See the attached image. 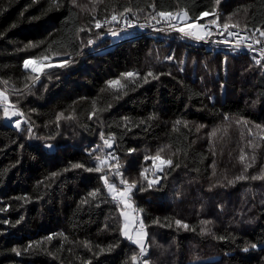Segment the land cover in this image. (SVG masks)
<instances>
[{"label": "trees", "instance_id": "1", "mask_svg": "<svg viewBox=\"0 0 264 264\" xmlns=\"http://www.w3.org/2000/svg\"><path fill=\"white\" fill-rule=\"evenodd\" d=\"M184 11L264 44V0H0V264H264V58L159 15ZM123 14L164 28L95 27ZM44 56L68 59L25 68ZM157 153L171 166L155 171ZM105 176L135 182L145 252L123 234Z\"/></svg>", "mask_w": 264, "mask_h": 264}, {"label": "snow or ice", "instance_id": "2", "mask_svg": "<svg viewBox=\"0 0 264 264\" xmlns=\"http://www.w3.org/2000/svg\"><path fill=\"white\" fill-rule=\"evenodd\" d=\"M216 2L219 3V0H216ZM73 3H75V0H73ZM125 11H126V12H127V11H131V9H125ZM159 15H160L161 17L172 18V19H176V18H179V19H187V18H188V13H187L186 11L183 12L182 16H181L180 14H178V13H170V12H160ZM202 15H203V16H207V15H209V13L205 12V13H202ZM116 19H117V17H116L115 15H113V16H112V20H116ZM228 26H229L228 24L223 25L224 28H228ZM235 26H236V25H233V27H235ZM95 27H96L97 29L101 28V27H102L101 22H100V21H97ZM173 27H175V25H173ZM195 27H203V26H198V25H196V24L194 23L193 25L189 26V30H188V31H185L184 28H180L179 31L183 32L185 35L193 36V37H195L196 39H203V38H204V35H207V33L205 32L204 35H200V34H198L197 31L192 30V29L195 28ZM89 30H90V29H89ZM80 31H85V29H80ZM114 34H115V33H114ZM260 35H261V36H264V31H261V32H260ZM92 42H93V41H89V43H92ZM256 42H257V43H260L259 40H257ZM31 46H33V45H30V47H31ZM248 47L251 48V45H248ZM262 52H264V50H262ZM38 59L47 60L48 57L44 56V57H41V58H38ZM32 63H33V62H32L31 60H26V61L24 62V66H25V68L30 67V66L32 65ZM65 63H67V62H65ZM257 63H259V61H257ZM60 66L62 67V66H64V65L61 64ZM48 67H52V65H48ZM33 70L35 71V69H33ZM123 75H124L125 77H134V76H137L138 74H137V73L129 72V73H125V74H123ZM147 75H148V76H153V73L149 72ZM153 78H157V77H153ZM37 79H39V77H37ZM145 82H147V77H145ZM108 84H109L110 87H117V86H119V87H124V85H121V84H120V81H119V80L109 81ZM7 99H8L7 96H6L3 92H0V101H7ZM20 115H23V113H20V112H18V111H14V112H11V113H10V112H9V109H8L7 107L4 108V117H5V118L10 119L12 116H20ZM61 115H63V114H61ZM177 123H179V122H177ZM20 126H21V121L17 120V121H16V127L19 128ZM213 135H215V133H213ZM102 138H103V137H102ZM104 143H105L106 145H108L109 147L112 146V142L109 141V140H105ZM161 151H163V149H161ZM96 159L99 160V162H100L101 165H104V164L107 163L106 160L101 159L100 157H97ZM151 159L154 161V165L157 167V169H158L159 171H163V165L171 166V164H172L171 159L164 160V159H162V158L160 157L159 153H157V155H156L155 157H152ZM240 159H241V161H243V160L245 159V157H244V156H241ZM156 161H159V164H155ZM72 167H73V168H81V167H83V165H81V164H74V165H72ZM87 170H88V171H97V172H101V171H103V168H102V167H96V168H89V169H87ZM145 171H146V170H145ZM117 174L119 175V173H117ZM142 175H143V174H142ZM145 178H146V177H145ZM242 178H243V177H240V179H242ZM103 179H104L105 184H106L107 187H108V191H109V193L112 195L113 199L116 200V199L119 198V200H120L121 202H123V200H124V198L126 197L127 193L131 192L132 188H134V187L136 186V185H135V182H133L132 184H129V185H128V187H127V189H126L125 191H119V192H118L117 189H116L115 184H109V183H108V180H107V177H106V176L103 177ZM157 182H158V181H149V187H151V185H152L153 183H157ZM121 183L127 184V181L122 180ZM90 195H91L93 198H96L97 195H98V193L94 191V192H91ZM85 202H86V201H85ZM175 223H176V225H178V226H183L184 228H187V227H188V225H186V224H182V222H181L180 220H176ZM202 223L207 224V223H209V222H208V221H203ZM125 227L127 228V224H125ZM143 227H144V225H143V223L141 222V224H140L141 231L137 233V237H136V239L134 240V243H136V244H138V245L140 246V250H141L142 253L145 251V245H144L143 241H144V239L146 238V233L142 231V230H143ZM124 235H125L129 240H132V239H133V237H132V236H129L128 233H127L126 231L124 232ZM48 239H51V237H48ZM29 247H31V245H29ZM252 247L255 248L256 245L253 244ZM244 250L247 251L248 249H244ZM14 251H16L17 255H20L19 250L14 249ZM135 259H136V257H133V260H135ZM144 264H148V262L145 261Z\"/></svg>", "mask_w": 264, "mask_h": 264}, {"label": "built area", "instance_id": "3", "mask_svg": "<svg viewBox=\"0 0 264 264\" xmlns=\"http://www.w3.org/2000/svg\"><path fill=\"white\" fill-rule=\"evenodd\" d=\"M116 17V20H112V16H110L108 18H105L101 23H112V25L118 27L120 31L127 28H137L144 34H154L157 31L158 27H160V24H162L159 19L154 21L135 19L126 14ZM195 21L198 20H190L188 22ZM196 25L203 27H195L192 30L197 31L200 35H204L205 32L207 33V35H204V38L201 40L210 43L213 39H216L218 41V47L219 40H221L222 42H224L226 47H237L240 51H249L256 56L264 58V52H262V50H264V45L257 43V40L254 39L246 29L233 27L230 25L228 26V28H224L223 25H218L216 23H202ZM175 26L179 29L184 28L185 31L189 30V26H187V23L185 22L176 23ZM161 27H163V24L161 25ZM212 34H216V36L211 37ZM248 45H251V48H249Z\"/></svg>", "mask_w": 264, "mask_h": 264}, {"label": "rangeland", "instance_id": "4", "mask_svg": "<svg viewBox=\"0 0 264 264\" xmlns=\"http://www.w3.org/2000/svg\"><path fill=\"white\" fill-rule=\"evenodd\" d=\"M178 14H180L182 16L183 13L181 12V13H178ZM164 18H166V17H164ZM171 20H176V21H178V23H184L185 22V23H187V26H190V25H192L194 23L195 24H202L200 21L188 22V21H190L188 18L187 19L176 18V19H171ZM67 59L68 58H66V57H55V58L47 59V60H43V61L35 60V59L34 60L33 59H27V60H31L33 62L32 65L30 67H28V68L35 69V71L37 73L42 74L44 72V69L46 67H48V65H52V66L61 65V64H64L67 61ZM0 92L4 93V90L2 89V86H0ZM7 108L9 109L10 113L15 111L10 106H7ZM6 120L7 121H11L13 123L16 122L17 120L21 121L20 119H14V116H12L10 119L6 118ZM155 164H159V161H156ZM164 166L165 165H163V168H164ZM155 171H159L156 166H155ZM153 178H154L155 181H157L159 177L155 176ZM107 180H108L109 184H115L116 189H117L118 192L126 190V188L124 189V188L118 187L117 183L114 180H109V179H107ZM107 189H108V187H107ZM122 204H123V209H122V213L121 214H122V220H123V234L126 231L129 236L133 237V239L131 241L134 243V240L137 237V233L141 231V228H140V224L142 222L141 215L139 213H136L135 207L132 204L131 200H129L127 195L124 198ZM125 224H127V228L125 227ZM142 231L146 233L145 227H143ZM143 243L145 245V251H146V249H147L146 247L148 246L147 234H146V238L144 239ZM136 245H138V244H136Z\"/></svg>", "mask_w": 264, "mask_h": 264}, {"label": "bare ground", "instance_id": "5", "mask_svg": "<svg viewBox=\"0 0 264 264\" xmlns=\"http://www.w3.org/2000/svg\"><path fill=\"white\" fill-rule=\"evenodd\" d=\"M250 7V6H249ZM236 9V8H235ZM234 9V10H235ZM250 9V8H249ZM231 12V11H229ZM235 12V11H234ZM247 12V11H246ZM23 14V13H22ZM233 14V13H232ZM194 17V16H193ZM226 18V16H225ZM229 19V18H228ZM237 19V18H236ZM20 20V19H19ZM241 20H243V18H241ZM18 21V20H17ZM228 21V20H227ZM232 21V20H231ZM245 21V20H244ZM203 22V21H202ZM235 22V21H234ZM243 24V23H242ZM253 25V24H252ZM250 26V25H249ZM263 26V25H262ZM261 26V27H262ZM211 45H213L216 49H225V50H238L239 49L237 47H226V45L224 44V42H222L221 40H219V47L217 46L218 44V41L216 39H213L211 42H210Z\"/></svg>", "mask_w": 264, "mask_h": 264}]
</instances>
